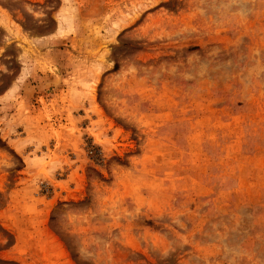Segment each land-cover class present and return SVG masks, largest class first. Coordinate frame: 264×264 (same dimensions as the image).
<instances>
[{
  "label": "rangeland",
  "instance_id": "374dc122",
  "mask_svg": "<svg viewBox=\"0 0 264 264\" xmlns=\"http://www.w3.org/2000/svg\"><path fill=\"white\" fill-rule=\"evenodd\" d=\"M0 264H264V0H0Z\"/></svg>",
  "mask_w": 264,
  "mask_h": 264
}]
</instances>
